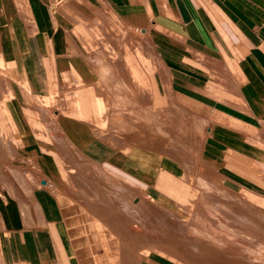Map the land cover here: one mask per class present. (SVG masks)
I'll use <instances>...</instances> for the list:
<instances>
[{"label": "crops", "instance_id": "1", "mask_svg": "<svg viewBox=\"0 0 264 264\" xmlns=\"http://www.w3.org/2000/svg\"><path fill=\"white\" fill-rule=\"evenodd\" d=\"M0 62L5 264H181L135 251V189L169 202L173 140L244 180L264 125V0H0Z\"/></svg>", "mask_w": 264, "mask_h": 264}, {"label": "rangeland", "instance_id": "2", "mask_svg": "<svg viewBox=\"0 0 264 264\" xmlns=\"http://www.w3.org/2000/svg\"><path fill=\"white\" fill-rule=\"evenodd\" d=\"M73 96L68 93L67 100ZM7 97L0 62V191L16 148L13 129L4 121ZM253 142L252 159L236 163L244 179L237 182L205 168L198 142H191L193 149H187L190 142H167L174 159L191 171L165 189L170 194L166 205L145 201L135 189V251L158 248L181 264H264V125ZM138 255L135 252V264ZM0 264H5L1 250Z\"/></svg>", "mask_w": 264, "mask_h": 264}, {"label": "built area", "instance_id": "3", "mask_svg": "<svg viewBox=\"0 0 264 264\" xmlns=\"http://www.w3.org/2000/svg\"><path fill=\"white\" fill-rule=\"evenodd\" d=\"M45 184L48 185L49 187H53V184L49 181H46Z\"/></svg>", "mask_w": 264, "mask_h": 264}]
</instances>
